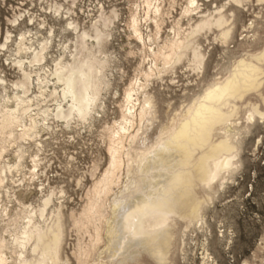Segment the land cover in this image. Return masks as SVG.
<instances>
[{"label": "bare ground", "instance_id": "6f19581e", "mask_svg": "<svg viewBox=\"0 0 264 264\" xmlns=\"http://www.w3.org/2000/svg\"><path fill=\"white\" fill-rule=\"evenodd\" d=\"M40 1L38 11L12 9L10 28L0 29V52L16 71L9 80L0 69V264H176L181 227L203 229L204 205L239 163L240 136L264 119V41L254 21L241 25L236 50L229 47L238 7L249 0L208 8L182 0L177 12L178 0H141L124 20L117 5L96 0L92 10L83 0ZM121 34L140 46L141 79L123 88L117 127L106 128V166L97 173L93 163L80 209L67 210L64 189L28 188L38 178L41 136L90 126L104 110L105 95L117 90L111 69ZM214 43L232 60L206 80ZM179 65L197 77L198 90L180 109L162 100L168 110L161 120L152 79L171 80ZM68 226L87 236L86 243L76 238L70 254ZM209 259L204 249L203 264Z\"/></svg>", "mask_w": 264, "mask_h": 264}, {"label": "rangeland", "instance_id": "374dc122", "mask_svg": "<svg viewBox=\"0 0 264 264\" xmlns=\"http://www.w3.org/2000/svg\"><path fill=\"white\" fill-rule=\"evenodd\" d=\"M83 1L84 2L80 5L84 7V9L85 7H89L88 9L92 10L96 5L94 0ZM97 1H100L104 7L117 5L118 8L121 9L123 20L126 19L128 7L132 4H139L141 2V0H96V2ZM178 1L179 2L174 6L176 12L178 11V4L183 3L182 0ZM206 1H201V3H203L202 8H208L210 3H212V7L214 4L219 5L227 2L226 0ZM10 2L14 3L17 2V0H0V29H5L6 27L10 28L5 22V18L13 15L12 9L14 8L10 6L14 5L12 3L10 4ZM262 7H264V4L260 0H249L246 1L244 7H238L239 12L236 20L237 33L234 39L230 41L229 47L231 50H236V39L238 41L240 40V36L238 35L242 31L241 25L245 24L247 26L253 21V28L256 29L258 35L264 41V8ZM33 10L38 11V6L33 4L32 11ZM77 12L81 14L79 10H77ZM172 15L175 16L174 13H172ZM22 20L23 22L26 21V17H23ZM122 24L123 22L120 23V29L122 28ZM12 29L16 32L18 28L15 27ZM243 34L244 33H242V35ZM247 35L249 36L250 34L248 33ZM121 37L122 38L119 39L117 36L114 43V50L118 61L115 62V67L111 69L116 79L113 84L117 90L115 94L109 92L105 95L104 110L100 112L99 115L95 116V120L90 123V126L85 124L84 126H71L66 129L62 127H53L51 131L43 132L41 136L44 142V150L39 153L38 157L40 160L35 169V171L37 170L38 178L36 179L33 177L32 183L28 185V188H38L39 183H42V189L47 188V186L64 189L66 192L67 210L69 209L76 212L80 209L85 190L87 187L89 188L91 184V180L88 176L89 173L87 172L91 170L93 163L98 164L97 173L106 166V128H110L111 126L112 128L117 127L119 122V108L117 106H119L122 100L123 88L129 81H132L134 77H137L136 79H141V77L138 76L139 74L135 71V68L137 69V65L140 62V46L132 40L127 44L122 34ZM55 40H57V38ZM116 43L120 44L121 48H118L115 45ZM261 43L262 41L257 43L254 47H260ZM212 47L213 50L211 51L204 72V78L206 80L210 78L214 71V66H217L216 69H224L232 60L228 51H222L219 44L214 43ZM56 49L55 47L52 57L57 54ZM134 51H137V53H133ZM6 58L7 55H3L2 52H0V69L3 70L9 80H14L16 71L11 66L9 60L4 61ZM169 78L168 75H163L162 81L159 79H157V81L156 79H152L154 81V96L157 102L159 117L160 119L162 118L161 120L165 119V113L168 110L165 108V103H162V100H167L172 108L180 109L184 105V96H186L188 100L194 97L198 90L194 83L197 82V77L191 72H187L185 65H179L175 77H171V80ZM263 120L264 119L252 124L248 131L240 136L238 169L236 168L235 171H237H234L228 179H225L226 181L223 180L224 186L222 185V187L218 189L217 194L213 196V199L204 205L206 225L203 226V229L197 230V228L192 229L190 227L184 230V228L181 227V233H179L174 246L176 264H203L202 253L204 249L207 251L210 259H212V261L209 259L208 264H244V262H247V264H264ZM133 127L128 126L126 134L134 133V131L131 132V129L136 130L138 127L137 123L134 124ZM31 152H33L32 148L28 153ZM24 162L32 169L30 158L26 157ZM43 166H46L45 177L40 174V168ZM27 176L28 174H26V177ZM78 178L81 179L82 183H77ZM30 198L33 201L35 200L33 197ZM0 226H2V223H0ZM78 235H81V237H75ZM76 238H79L83 243L87 242V236L85 234L82 232H73L71 226H68L67 242L65 245V252L67 254L71 253L73 248L72 245L75 244ZM6 254L8 255V252Z\"/></svg>", "mask_w": 264, "mask_h": 264}, {"label": "built area", "instance_id": "2783aa9c", "mask_svg": "<svg viewBox=\"0 0 264 264\" xmlns=\"http://www.w3.org/2000/svg\"><path fill=\"white\" fill-rule=\"evenodd\" d=\"M29 1H33L34 2L33 4L36 5V6H37V4L41 3V2H38L40 0H17V2H14V3L10 2V4L12 3L14 5V6H10V7L14 8V9L15 8L17 9V7H18V9H20V10L26 9V10L32 11L33 4L31 5V3ZM87 10H89V9H87ZM22 18L23 17H21V19Z\"/></svg>", "mask_w": 264, "mask_h": 264}]
</instances>
